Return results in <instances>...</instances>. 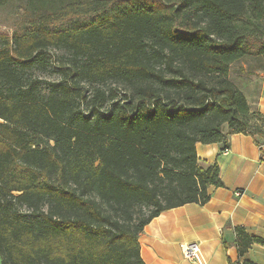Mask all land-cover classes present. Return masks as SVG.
Here are the masks:
<instances>
[{
	"label": "trees",
	"instance_id": "16d2710c",
	"mask_svg": "<svg viewBox=\"0 0 264 264\" xmlns=\"http://www.w3.org/2000/svg\"><path fill=\"white\" fill-rule=\"evenodd\" d=\"M92 1L0 32V264H145L153 219L224 187L197 145H264V114L230 78L245 60L264 70V0ZM73 15L91 19L48 26ZM50 49L69 58L41 96L26 71ZM235 231L255 264L264 238Z\"/></svg>",
	"mask_w": 264,
	"mask_h": 264
},
{
	"label": "crops",
	"instance_id": "0c3cea01",
	"mask_svg": "<svg viewBox=\"0 0 264 264\" xmlns=\"http://www.w3.org/2000/svg\"><path fill=\"white\" fill-rule=\"evenodd\" d=\"M240 81L251 109L264 114V70ZM229 142L226 150L223 144L197 145L199 165L217 163L224 187L211 188L203 206L188 204L153 219L139 237L145 264H196L182 250L192 243L199 245L205 264H234L240 259L236 228L264 238V145L243 134L229 136ZM246 259L264 264V247L254 245Z\"/></svg>",
	"mask_w": 264,
	"mask_h": 264
},
{
	"label": "rangeland",
	"instance_id": "374dc122",
	"mask_svg": "<svg viewBox=\"0 0 264 264\" xmlns=\"http://www.w3.org/2000/svg\"><path fill=\"white\" fill-rule=\"evenodd\" d=\"M92 1V0H90ZM85 0H8L6 6L0 8V32L13 36L15 34L21 33L27 28L35 26L36 24H43L41 16H49L51 14L58 15L57 11L59 8L66 5L80 6L82 9L85 8L84 5H80ZM93 6H97L100 9H108L109 5L100 0H93L91 3ZM91 16H71V17H59L58 21L50 24V28H64L71 22H82L89 21ZM45 59L43 66L36 65L32 69L26 71L29 77H32L39 81L38 93L41 96H47L51 89L52 84L59 83L63 80L61 69L67 65V59L69 55L64 50L50 49L47 50L43 56ZM257 66L255 62H250L248 60L239 62L235 64L230 73L231 80L235 84L241 85L240 78L251 77V68ZM83 86V85H82ZM86 95L91 94L90 87L84 84ZM119 93L122 94V88H119Z\"/></svg>",
	"mask_w": 264,
	"mask_h": 264
},
{
	"label": "built area",
	"instance_id": "2783aa9c",
	"mask_svg": "<svg viewBox=\"0 0 264 264\" xmlns=\"http://www.w3.org/2000/svg\"><path fill=\"white\" fill-rule=\"evenodd\" d=\"M182 250L185 259L194 262L196 264H205L202 259L201 250L198 244L192 243V244L183 245ZM234 264H243V261L239 259Z\"/></svg>",
	"mask_w": 264,
	"mask_h": 264
}]
</instances>
